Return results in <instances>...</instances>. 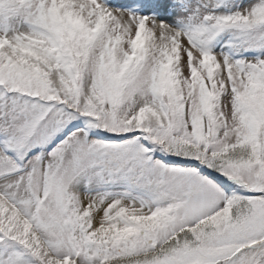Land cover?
Listing matches in <instances>:
<instances>
[{
  "label": "snow or ice",
  "instance_id": "6c2138e0",
  "mask_svg": "<svg viewBox=\"0 0 264 264\" xmlns=\"http://www.w3.org/2000/svg\"><path fill=\"white\" fill-rule=\"evenodd\" d=\"M0 264H264V0H0Z\"/></svg>",
  "mask_w": 264,
  "mask_h": 264
}]
</instances>
